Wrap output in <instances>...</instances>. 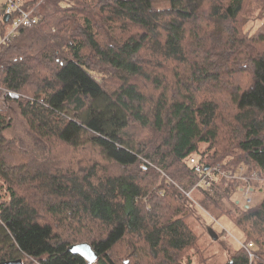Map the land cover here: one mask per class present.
<instances>
[{"label":"trees","instance_id":"16d2710c","mask_svg":"<svg viewBox=\"0 0 264 264\" xmlns=\"http://www.w3.org/2000/svg\"><path fill=\"white\" fill-rule=\"evenodd\" d=\"M255 1L25 0L38 23L0 48V95L48 157L7 138L0 110V264H194L205 234L196 204L242 237L222 264H264V183L245 208L238 181L199 187L189 164L264 177V0ZM245 14L255 31L243 30ZM127 25L137 34L117 37Z\"/></svg>","mask_w":264,"mask_h":264},{"label":"rangeland","instance_id":"374dc122","mask_svg":"<svg viewBox=\"0 0 264 264\" xmlns=\"http://www.w3.org/2000/svg\"><path fill=\"white\" fill-rule=\"evenodd\" d=\"M255 3H256L255 0H248V5L250 6L252 5L251 7H254ZM3 5H4V0H0V11L3 8ZM246 16L249 17L250 14L247 15L245 14V17L243 19V22L245 23V25L243 26V30L245 32L255 31L256 28L260 25V22L249 21L247 23L248 20L246 19ZM117 28L118 30L116 29L115 35L117 37L121 36L123 39H126L130 35L137 34V30L131 27L130 25L126 26V30L121 28V26ZM7 29L8 26H6L5 31ZM0 37H1V33H0ZM142 56H144L145 58H149L151 60L149 52H144ZM152 65L153 64H150L149 68L146 67V72L153 75L156 74L157 76V73L161 71H158L156 69H151ZM164 66L167 67L169 71L174 67V65H170L168 63H166ZM134 82L146 95H151L155 98V94H157V92L154 90V87L150 85L147 81L141 78H137L134 80ZM104 84L106 85L108 90H112L113 88H116V84H118V82L115 79H107L106 81H104ZM213 85L214 84H209L210 87ZM218 85L219 83L215 87H211L210 89L211 95L219 91V88H217ZM228 89L230 90V87ZM221 98L224 99V95H222ZM225 102L226 101H223L222 103ZM0 110L7 111L11 121L10 126L5 131V136L9 139L15 140L21 148L33 153L38 159L43 160L47 158L48 147L46 146V144L30 131L24 118L21 116L17 106L14 103L10 102L9 100H6L3 94L0 95ZM135 132L137 134L139 133L142 134V136L150 133V131H144L143 129H135ZM203 149L204 146L201 147V150ZM223 155L225 156L224 157L225 160H229L235 157L232 151L225 152ZM217 157L220 156L218 155ZM160 181L161 178L159 177L158 182ZM158 182L154 185L153 189H155V187L159 184ZM192 195L194 198H197L195 194ZM262 197H263V193L259 191H255L251 196L252 198L251 206L258 205ZM236 198L238 199V202L242 204L243 202L242 195L238 194ZM196 207L198 212L201 214L202 220L204 221V226L203 224L201 225V231H204L205 234L201 237V241H200V243L204 245V249H203V255H201V259L195 256L194 252H190L191 254H189V257L190 258L192 257L191 261L194 264H222L231 254L230 250L238 249L240 242L242 241V237L239 234V232L233 227L232 223L225 217L219 219L218 222L221 228L225 230L224 235L221 236L220 228H219L220 226H218L217 223L212 224L211 220L207 218L205 212H203V210L197 204ZM191 225L194 227L195 230L200 231V229L198 228V223L193 219ZM222 246H224L226 249H223ZM227 249H229V251H227ZM121 251L122 250H120L119 252Z\"/></svg>","mask_w":264,"mask_h":264},{"label":"built area","instance_id":"2783aa9c","mask_svg":"<svg viewBox=\"0 0 264 264\" xmlns=\"http://www.w3.org/2000/svg\"><path fill=\"white\" fill-rule=\"evenodd\" d=\"M5 15L9 16V20L6 23L8 29L1 34L0 48L3 45L12 44L20 29L30 30L38 23V18L34 15V9L26 7L25 0H4L1 19ZM189 164L199 178L197 184L199 187L206 188L218 179L238 181L241 184L240 194L243 198L242 205L245 208L252 205L251 196L256 191L254 186L264 183V177L258 170L247 172L244 167L232 169L225 166L224 163H217L212 166L207 165L208 167L205 170L206 166L198 163L194 158L189 160ZM185 195L191 199L190 193H185ZM249 247H251V244L244 246L246 250ZM249 255L251 256V253Z\"/></svg>","mask_w":264,"mask_h":264},{"label":"water","instance_id":"95a60500","mask_svg":"<svg viewBox=\"0 0 264 264\" xmlns=\"http://www.w3.org/2000/svg\"><path fill=\"white\" fill-rule=\"evenodd\" d=\"M9 20V16L8 15H5L2 17V22L4 24H6ZM208 166L205 167V170L207 169ZM72 251H77V252H81V253H84V254H88V250L84 247V246H73L72 248Z\"/></svg>","mask_w":264,"mask_h":264},{"label":"crops","instance_id":"0c3cea01","mask_svg":"<svg viewBox=\"0 0 264 264\" xmlns=\"http://www.w3.org/2000/svg\"><path fill=\"white\" fill-rule=\"evenodd\" d=\"M2 12V10L0 11V13ZM0 20H2L1 18H0ZM0 31H1V28H0Z\"/></svg>","mask_w":264,"mask_h":264}]
</instances>
